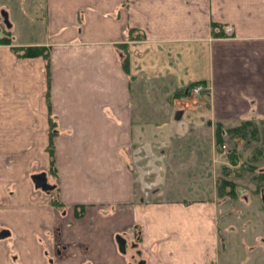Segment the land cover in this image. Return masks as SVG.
<instances>
[{
    "label": "crops",
    "instance_id": "crops-1",
    "mask_svg": "<svg viewBox=\"0 0 264 264\" xmlns=\"http://www.w3.org/2000/svg\"><path fill=\"white\" fill-rule=\"evenodd\" d=\"M40 4L34 40L0 43V264L256 263L229 240L215 130L264 120V0ZM178 168L204 187H162Z\"/></svg>",
    "mask_w": 264,
    "mask_h": 264
},
{
    "label": "rangeland",
    "instance_id": "rangeland-1",
    "mask_svg": "<svg viewBox=\"0 0 264 264\" xmlns=\"http://www.w3.org/2000/svg\"><path fill=\"white\" fill-rule=\"evenodd\" d=\"M41 1L42 0H0V10H5L7 19L11 24L9 27V36L13 42L17 43L24 40H34V38L37 37L34 31L37 23L38 32V22L36 21L39 20V18H37L36 15L38 14V16H40L41 14V7L39 8ZM193 95V98H197L195 94ZM201 108V104L197 100L196 103L190 104L185 116L190 114L191 117L188 118H191L193 121H198V124L201 122L203 123L202 117L204 116H201L199 113L204 115L206 111H201ZM185 116L177 122V126H184L187 120ZM242 124L238 125L236 128L242 126ZM203 139L205 140L206 136H204ZM217 147L219 153H221V157L219 158L223 161H220V166L216 167L215 162L205 160L202 169H200L201 175H203L202 178H205L207 172L213 174L216 167V173L219 174L218 177L220 180L234 182V189H236L238 193L233 192L228 195L225 190L229 187L226 186L227 189L224 190L223 194H219L220 198L222 197L221 202L228 201L230 203L229 207H231V210L229 213L234 216L232 225L227 226L228 229H226H231L230 234L228 233L229 240L233 242H245L246 240L244 244L245 249L244 247H240L238 245L239 243H237L234 248L236 250L239 249L238 253H240V255L251 256V260L256 262H251V264H264L262 262L264 258V198L262 201L260 198L262 196V190H264V176L263 178L262 175L260 177V174H264V120L257 119L252 121L248 127L243 129L233 130V128H224L221 134V142ZM231 153L232 155L230 157L233 158L228 156ZM182 169L184 168H178L177 170L180 180L178 179V174H175L176 177L172 183L170 181L174 175L171 177L168 176L167 179L163 177L164 181L162 187L164 186L167 189L176 188L174 192L185 194V185H187V193L192 195L196 187L199 190L204 187L202 182L203 179L198 180L196 178L197 174L195 177L192 176V174L190 177H187V174L181 177ZM193 169L194 168H190V171ZM159 172L156 176L157 179L159 177ZM160 173L163 174L162 171ZM179 185H181V187ZM244 196H246V200ZM229 213L224 210V206L220 204L218 221L221 229L226 225L225 223ZM221 235L222 234H220V237ZM134 240L136 241L138 238H134ZM128 247L129 245H127V248ZM229 248L233 247L230 245ZM131 252L133 254L132 260L135 262L138 256L134 253L133 249ZM237 254L235 253L236 256Z\"/></svg>",
    "mask_w": 264,
    "mask_h": 264
},
{
    "label": "trees",
    "instance_id": "trees-1",
    "mask_svg": "<svg viewBox=\"0 0 264 264\" xmlns=\"http://www.w3.org/2000/svg\"><path fill=\"white\" fill-rule=\"evenodd\" d=\"M213 25L215 26L217 24H213ZM212 34H214V35H223V32L220 31V30L218 32L212 31ZM10 42H11V38H10L9 35H6L5 37L0 38V43H10ZM27 53L28 54H34L35 50L31 49V47H27L22 54H27ZM199 83H202V81L193 82V83L189 84V86L187 88L190 89L191 87H193L194 85L199 84ZM248 125H249V123L244 122L242 124V126H240L238 128H234L233 130L243 129V128L248 127ZM222 131H223L222 126L221 125H217L216 130H215V143L217 145H219L220 142H221ZM229 155L231 156L232 153L229 154ZM231 158H233V157H231ZM226 186H228L229 188L227 189ZM217 189H218V194H223L225 189H227L225 191H227L228 194H232L235 191L232 182L229 181V180H221L219 182V185H218Z\"/></svg>",
    "mask_w": 264,
    "mask_h": 264
},
{
    "label": "flooded vegetation",
    "instance_id": "flooded-vegetation-1",
    "mask_svg": "<svg viewBox=\"0 0 264 264\" xmlns=\"http://www.w3.org/2000/svg\"><path fill=\"white\" fill-rule=\"evenodd\" d=\"M10 26H11V24H10V21H8V19H7V14H6L5 10H4V9H1V10H0V38L5 37L6 35H9V32H10V31H9V27H10ZM262 173H263V172H262ZM261 175H262V178H263L264 174H260V177H261ZM220 181H221V180H219V182H220ZM219 182H218V185H219ZM232 184H234V182H233ZM262 187H263V186H262ZM234 193H238V192L236 191V189H235ZM228 195H229V194H228ZM260 198H261V201H262V199L264 198V190H262V196H261ZM244 199L246 200V196H244ZM134 244H135V243L133 242V243H132V247H133V248H136L137 246L134 245ZM134 253H135L137 256H139L140 253H141V251H140L139 249H136ZM132 256H133V254H132ZM141 260L144 261L143 258H139V259L136 260L135 264H137V263L140 262ZM144 264H146L145 261H144Z\"/></svg>",
    "mask_w": 264,
    "mask_h": 264
},
{
    "label": "water",
    "instance_id": "water-1",
    "mask_svg": "<svg viewBox=\"0 0 264 264\" xmlns=\"http://www.w3.org/2000/svg\"><path fill=\"white\" fill-rule=\"evenodd\" d=\"M32 178H33L35 185L38 187L40 186L43 189L51 187L49 184L46 183L45 175L43 173L34 174L32 176ZM115 241L117 243L118 250H120V252H125L126 251V244H127L126 238L121 234H116L115 235ZM134 245H136V244H134ZM137 264H144V261L141 260Z\"/></svg>",
    "mask_w": 264,
    "mask_h": 264
},
{
    "label": "built area",
    "instance_id": "built-area-1",
    "mask_svg": "<svg viewBox=\"0 0 264 264\" xmlns=\"http://www.w3.org/2000/svg\"><path fill=\"white\" fill-rule=\"evenodd\" d=\"M202 91H204V87L201 84H197L191 89V92L196 95L200 94Z\"/></svg>",
    "mask_w": 264,
    "mask_h": 264
}]
</instances>
